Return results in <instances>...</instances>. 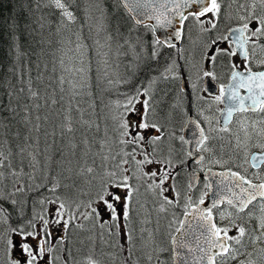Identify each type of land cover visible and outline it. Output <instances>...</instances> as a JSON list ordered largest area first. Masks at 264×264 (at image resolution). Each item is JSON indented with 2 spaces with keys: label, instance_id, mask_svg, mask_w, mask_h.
Returning <instances> with one entry per match:
<instances>
[{
  "label": "snow or ice",
  "instance_id": "snow-or-ice-1",
  "mask_svg": "<svg viewBox=\"0 0 264 264\" xmlns=\"http://www.w3.org/2000/svg\"><path fill=\"white\" fill-rule=\"evenodd\" d=\"M81 2L30 0L29 13H41L32 21L35 27L22 31L17 21L9 25L15 54L10 71L19 87L9 82L0 97V264H74L70 236L85 230V222L95 233L89 241L109 248L113 264H140L141 259L145 264H264V70H253L264 69V0H83V8ZM81 11L83 17L77 15ZM82 18L86 25L80 24ZM186 22L197 33L203 62L188 61L192 99L183 66L170 59L147 87L134 85L121 93L122 101L98 111L91 54L107 68L115 45L118 55L131 52L137 67L144 59L159 63L162 49L184 52L174 41L185 39ZM140 29L151 34V43ZM169 29L166 38L157 34ZM25 33L39 36L32 53L23 50ZM22 58L28 60L25 69L18 64ZM218 68H227L228 82L209 99L200 94L208 93L201 81H219ZM160 80L180 82L172 109L184 112L186 102L199 105L208 127L190 120L196 128L193 140L166 135L153 119L159 103L153 88ZM121 82L131 84L130 79ZM220 104L219 116L204 114V105L210 111ZM101 119L112 121L113 136L107 124L102 132ZM223 134L234 139L228 160L218 156L224 145L213 143ZM175 139L194 143L195 149L178 151L169 143ZM192 158L206 173L204 191L195 200ZM209 165L225 170L214 172ZM185 168L186 191L179 183ZM209 193L214 199L205 207ZM83 195L87 200L78 198ZM181 206L183 219L174 211ZM157 234L166 236V243L157 242ZM76 264L101 261L88 255Z\"/></svg>",
  "mask_w": 264,
  "mask_h": 264
},
{
  "label": "trees",
  "instance_id": "trees-1",
  "mask_svg": "<svg viewBox=\"0 0 264 264\" xmlns=\"http://www.w3.org/2000/svg\"><path fill=\"white\" fill-rule=\"evenodd\" d=\"M30 3V0H0V97L4 96L5 89L8 88V83L11 82V84L19 85L17 84V78L12 75L10 69L13 67V61L15 59V54L11 52L10 50V33H9V25L13 21L19 22L21 25V30L23 31L24 27L26 25L31 24V26L34 28L35 24L32 23V21L35 20L36 17L41 15L39 12L29 13V9L27 5ZM22 5L24 7H22ZM84 7L83 0L81 2V8ZM78 16L83 17V12H78ZM80 24H85V19L80 20ZM141 32L144 33V39L147 43H151V34L147 32L146 29H140ZM83 34L85 37L89 36V29L87 26L83 29ZM125 34L126 31H125ZM94 36V33L92 34ZM44 36L47 38L48 33L45 31ZM25 37H22L21 43L23 45V50L29 53H32L36 50L37 46L35 44V40L39 39V36L31 37L27 36L25 33ZM53 40L56 39V37H52ZM86 42L91 45L92 39L89 38L86 40ZM190 43L188 41V38L186 37L183 40V43L180 47H177L178 49H184V52L181 54L177 53L176 49H162L163 55L159 58V63L152 61L150 59H144L142 63L139 64V67H137L136 63L133 60V54L131 52H128L127 49H125V52H128L127 55H124L123 53L117 54L115 51V45L113 46V50L110 54V57L108 59V67L106 68L102 62H98V58L96 57L95 53L93 52L90 56V59L92 61L91 63V72H90V82L92 85V92L94 97L97 99L98 103V111L100 108H103L104 104H109V102H115V101H122L124 97L121 95V93H127L131 90L132 86L139 85L143 87L148 86V82L152 77L159 76L161 72L164 71V67L166 66V61L170 59H176L178 60V63L181 64L183 60H179L178 56L181 55L182 59L183 56L187 53L186 49L189 47ZM56 47V45H53V49ZM51 51V50H49ZM46 60H50V56L45 57ZM19 67L21 69H25L28 66V60L26 58H22L19 62ZM51 67V65H50ZM105 72H107V76H105ZM32 75L33 77L36 75V69L34 65L32 66ZM108 79H111L114 81L113 84L109 85L107 83ZM122 79H130L131 84L126 85L122 83ZM174 84L176 82L172 81H157L156 85L153 88V95L154 99L156 101H159V103L156 105V115L153 117L154 120L159 122L163 130L165 131V134L169 133V129L171 128L172 124V117H171V105L173 99L172 94ZM165 93H168L165 95ZM100 101H103V103H100ZM171 101V102H170ZM112 110L115 111L114 105H111ZM107 112V109L105 110ZM178 121V120H177ZM101 130L103 132V129L105 127V124H107V127L109 128L108 135L113 136V132L111 131L113 127L112 121L104 122L103 119H101ZM171 123V124H170ZM177 124V122H176ZM173 127H176L174 125ZM173 130V132H175ZM170 132H172L170 130ZM81 188L84 192L88 191V186L85 184L81 185ZM143 191V190H142ZM46 194V193H45ZM78 195V194H77ZM79 199L87 200V196H78ZM149 209L151 211V207L149 205ZM37 210H39V206H37ZM156 216V213L153 211L151 213V217L154 218ZM89 224V223H87ZM86 228L85 230H73L72 235L70 236V239L73 241V243L70 245V247L73 250L72 257L75 255V253H79V250L85 247H81L80 244L82 241H87V238L89 236H92L94 232L88 231ZM77 233H74L76 232ZM80 235L82 238L80 239ZM110 251V250H109ZM93 256L97 259L100 257H105L104 249H100L99 252L93 251ZM87 256H80L76 260H74V264L76 262L83 261ZM101 264H113V261L109 258V255L106 256V258L101 259Z\"/></svg>",
  "mask_w": 264,
  "mask_h": 264
},
{
  "label": "flooded vegetation",
  "instance_id": "flooded-vegetation-1",
  "mask_svg": "<svg viewBox=\"0 0 264 264\" xmlns=\"http://www.w3.org/2000/svg\"><path fill=\"white\" fill-rule=\"evenodd\" d=\"M233 8H235V5H233ZM223 27H226V25H222V28ZM189 29L191 30V32L188 31ZM186 33L188 34V36H186V34H185V38L186 37L188 38L189 35L191 37L190 39L188 38V41H189L190 45L186 49L187 53L185 54V56H183V61L181 62V65L183 66V75L188 77L187 81L185 82V87H186V91H187V95H188V100H191L192 99V90H191L190 85H191L192 80L190 79V72L186 68V64H185L186 59L185 58L188 57L187 61H191L193 63H195V62L203 63V62L200 60V49H199V46H198V44H199L198 36H197V33H196V31H195V29L193 27V24L191 22H186ZM237 62H239V60ZM253 70L254 71H259V70H264V69L254 68ZM227 71H228L227 68H218L217 69V73L220 76V79H219V81H215V83L218 85V88H219V84L220 83L226 84L228 82L227 81V76L225 75V73ZM205 79L206 78H204V80L201 81V89L206 87L205 86ZM179 83L180 82H176V84H174V88H173L172 94L176 93V90L178 91ZM200 94L204 95V96H206L207 98L210 99V95L209 94L216 95V94H218V90L215 93H212L210 91H208V93H205V92L201 91ZM192 105H196V104L193 103ZM198 107H199V105H197L196 107H192L191 109H188V110L184 111V113H182V115L178 117L177 124H175L176 125V131H175L176 137H179L181 135L184 136L185 125H186L187 121L189 120V118L192 115L197 120L201 121L202 126L207 129L208 125L203 122V117L198 114ZM203 107L205 109V112H204L205 115L209 116L210 114H213V116H219V113L216 111V108H223L224 105L223 104L214 105L213 109L210 110V111L207 109V105H204ZM213 126H216V125L214 124ZM232 127H233V130L235 132L237 130V128H238V125L236 123H234L232 125ZM223 135H224V139L223 140H216L213 143L218 145V146L221 145V144L224 145L225 144V135L226 134H223ZM169 143H171L173 145L175 144L176 146L174 145V147L178 151H180V150L186 151L187 150V145H181V143H180V141L178 139L171 140V141H169ZM224 150H225V148H224ZM251 151H260V149L253 148V149H251ZM224 152L225 151H223V153ZM223 153H221L220 157H222L225 160H228L230 158V156H225ZM190 161H191V163H190ZM189 164H190V167H194L196 169H200L195 164V161L193 159L189 160ZM209 166L210 167H217V168H220V169H224V168H221L218 165H215V166L209 165ZM229 166H232V165H229ZM233 170H238V169L233 167ZM250 171H251V169H250ZM188 179H189V175H188V168H187V173H186V170H184L182 172V174H181V178H180V181H179V183H180V185L182 187V190H184V191L187 190L186 186H187V183H188ZM204 182H205V179L201 178L200 181H199V184L193 189V195H194L193 199L194 200L198 199L199 194H200L201 191H204V188L202 187ZM224 207H225L224 205L221 206V208H224ZM182 212H183V210H181V212H180V219H182V217H183L181 215ZM214 215H215V212H214ZM217 223L221 224V221L219 220L218 216H217ZM222 223L226 224L227 221H224ZM253 224H255V222H253ZM230 234H233V233H230ZM260 246L264 247V244H262ZM248 250L251 251L252 250L251 247ZM162 259H169V258L167 256H165V257H162ZM239 259H244V257L241 256ZM140 264H145V261L143 259H141ZM169 264H171V262H169ZM228 264H238V261H228Z\"/></svg>",
  "mask_w": 264,
  "mask_h": 264
},
{
  "label": "rangeland",
  "instance_id": "rangeland-1",
  "mask_svg": "<svg viewBox=\"0 0 264 264\" xmlns=\"http://www.w3.org/2000/svg\"><path fill=\"white\" fill-rule=\"evenodd\" d=\"M186 36H188V34L186 33ZM195 36V35H194ZM188 58V57H187ZM177 59V58H176ZM178 59L179 60H183L182 59V56L181 55H179L178 56ZM178 61V60H177ZM180 64V63H179ZM185 64H186V68L188 69V67H189V65H188V61L186 60L185 61ZM181 65V64H180ZM190 79L192 80L193 79V76H192V73H190ZM173 96V99H172V102L170 103V105H172L174 102H175V99H176V94L174 95H172ZM197 105H189L187 102L185 103V105H184V108H185V111L186 110H188V109H191L192 107H196ZM182 113H184V112H180L179 110H174V109H171V117H172V124H171V128L169 129V132H170V130L173 132V130H175L176 129V127H173L175 124H176V122H177V120H178V117L179 116H181L182 115ZM209 116H213V114H210ZM132 119H135V117H132ZM215 123H213V125H214ZM234 131V130H233ZM231 141V142H230ZM175 145V144H174ZM176 146V145H175ZM218 146V145H217ZM233 146H234V139L232 138V137H230L228 134H226L225 135V144H224V148H225V152L223 153L225 156H231V154H232V150H233ZM180 151H182V150H180ZM221 155V153H219L218 152V156H220ZM185 170H186V173H187V168H185ZM203 187V186H202ZM200 195V194H199ZM193 197H194V195H193ZM141 199L143 200L144 198L143 197H141ZM181 203H183V200L181 201ZM150 210V209H149ZM181 210H183V207L181 206V207H178V208H176V209H174V211H175V213H176V215H177V217H179L180 218V212H181ZM152 218V217H151ZM155 218H156V216L154 217V218H152L153 219V221H155ZM88 222H85V229L86 228H90L91 227V225L90 224H87ZM166 224V220H164V219H162L161 220V230L162 231H164V225ZM148 227H154V224L153 225H149ZM74 233H77V231L76 232H74ZM95 233H93V235H94ZM82 238V236L80 235V239ZM165 240V243H166V236H164V237H161L160 236V234H157V242H160L161 240ZM80 246L81 247H85V248H82V249H80L79 250V253H75V255L72 257V260H73V262H75L74 260H76L78 257L80 258V256H82V255H84V256H88V255H93V251H95V252H99L100 251V249H104V254H105V257H100L99 258V260H101V259H104V258H106V256L109 254V248H107L106 246H104V245H102V244H100L99 242H96L95 243V245L91 242V241H89V239L87 238V241H82L81 242V244H80ZM72 253H73V250H72ZM18 254V253H17ZM106 264V263H105Z\"/></svg>",
  "mask_w": 264,
  "mask_h": 264
},
{
  "label": "water",
  "instance_id": "water-1",
  "mask_svg": "<svg viewBox=\"0 0 264 264\" xmlns=\"http://www.w3.org/2000/svg\"><path fill=\"white\" fill-rule=\"evenodd\" d=\"M172 30L169 29V30H159L158 31V35L161 36V38H166L167 35L171 32ZM182 41H174L176 44H177V47H180L181 44H182ZM205 86L208 88V91L212 92V93H215L217 90H218V85L215 83V81H210L208 80V78L205 79ZM190 120H197L193 115L189 118V120L187 121L186 125H185V128H184V136H185V139L187 140H193L194 139V133L196 132V128H195V125L192 124L190 122ZM202 125V124H201ZM195 149V145L194 143L193 144H190V145H187V150H194ZM194 160V158H192ZM195 161V160H194ZM191 163V161H190ZM191 169H194L197 173V181H196V186L199 184V181L201 178H204L206 179V173L199 170V169H196L194 167H191ZM225 169H220V168H217V167H212V171L214 172H219V171H224ZM188 175H189V169H188ZM208 179H216L215 177H211V178H208ZM214 199V197L212 196L211 193H209V196L205 199V207H210L211 206V200ZM183 219V218H182ZM189 241L192 243V247L195 248V241H194V238L192 236H189ZM185 251V254H187L186 250Z\"/></svg>",
  "mask_w": 264,
  "mask_h": 264
},
{
  "label": "bare ground",
  "instance_id": "bare-ground-1",
  "mask_svg": "<svg viewBox=\"0 0 264 264\" xmlns=\"http://www.w3.org/2000/svg\"><path fill=\"white\" fill-rule=\"evenodd\" d=\"M176 92H177V90H176Z\"/></svg>",
  "mask_w": 264,
  "mask_h": 264
}]
</instances>
